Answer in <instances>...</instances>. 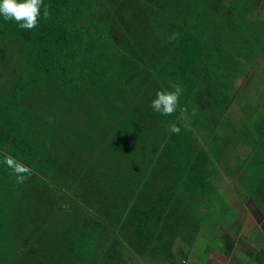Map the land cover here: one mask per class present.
<instances>
[{
    "label": "trees",
    "instance_id": "16d2710c",
    "mask_svg": "<svg viewBox=\"0 0 264 264\" xmlns=\"http://www.w3.org/2000/svg\"><path fill=\"white\" fill-rule=\"evenodd\" d=\"M256 1L43 0L32 30L0 16V264H154L217 222L210 174L256 143L230 113L264 59ZM170 83L184 91L164 116ZM4 155L32 169L23 184ZM263 164L246 170L255 198Z\"/></svg>",
    "mask_w": 264,
    "mask_h": 264
},
{
    "label": "rangeland",
    "instance_id": "374dc122",
    "mask_svg": "<svg viewBox=\"0 0 264 264\" xmlns=\"http://www.w3.org/2000/svg\"><path fill=\"white\" fill-rule=\"evenodd\" d=\"M256 8L264 15V0H257ZM95 45L96 44H94V46ZM254 64L256 65L247 67V70H256L254 81H251V83L248 82L250 83V94L248 92L246 94L241 92L236 93V104L234 106L232 105L231 113L235 114L234 116H232V118H236V121L234 122H236L235 126H237L239 130L242 129L243 132L244 130L245 132H253L256 137V143L254 145L255 147L246 146L244 150H242L236 145V141H234V145L231 144L228 147L229 161L226 163L224 162L225 165L221 164L217 166L216 171L210 174V179L213 180L214 185L218 188L217 195L220 194L222 197L219 198L218 195V205L216 206V209L213 212V219H216L217 222H215V224L213 222V224L215 225L213 227V224L211 223L204 227V229L200 233L202 239L197 244L196 250H193L195 251V259H188L185 264H208L209 260L207 258V252L209 248L215 250L221 248V243L223 242V234L220 230L222 229H227L230 233L229 235L233 238H240V235H238V231L242 230L232 228V226H234L233 216L235 215V208L232 207V205L235 203V200L231 199V197L228 196L226 190H232V194H235V197L238 201L243 200V198L246 197V188L247 183L249 181L248 174L246 172L247 166L251 168L249 164L253 163V160L264 161V129L262 131H257L256 129V127L260 126L261 122L264 121V59L260 60L257 57ZM251 77L253 78V76ZM243 83L242 81L238 83L241 84L239 86V90L241 91L245 90L242 87ZM239 97H243L242 102H239ZM250 108L251 112L249 111ZM222 130H227V127ZM204 139L206 140V135L201 136L199 142L204 141ZM248 157L250 158L246 166L245 160ZM226 164H228L229 166ZM229 169V178L226 181L224 173H226ZM230 176L236 177V180L231 181ZM214 198V195H211V199L214 200ZM229 207L231 209L229 211H226ZM238 211H241L240 207L238 208ZM204 213L211 215L209 210H206ZM231 213L233 214V216L231 215ZM239 214L240 213H238V215ZM220 225L222 226V228ZM243 232L247 233L246 231ZM249 233L250 236L245 235V239H250V241L255 245V249H257V252L254 255H247L240 254V251H238L236 255L239 257L238 264H264V245L260 240H258L260 239V236L256 232L253 233L249 231ZM177 247L179 249V252H182L184 250L185 244L179 243ZM222 257L223 255L220 256V254L218 253L214 254V263L222 264ZM176 262L182 264V261L180 257H178L177 253ZM145 263L147 262H144L142 260L139 264Z\"/></svg>",
    "mask_w": 264,
    "mask_h": 264
},
{
    "label": "flooded vegetation",
    "instance_id": "af4514ba",
    "mask_svg": "<svg viewBox=\"0 0 264 264\" xmlns=\"http://www.w3.org/2000/svg\"><path fill=\"white\" fill-rule=\"evenodd\" d=\"M229 171L230 169L226 173H224V177H226L225 178L226 181L229 178L228 176ZM230 180L231 181L236 180V177L230 176ZM226 191L228 193V196H230L231 199L235 200V203L232 205V207L235 208L234 210L235 215L233 216V218L235 216H238V218H234L233 220L234 226H232V228H236L237 230L241 229L242 231H238L239 232L238 235H240V238H233L232 236L229 235L230 233L228 232L227 229L220 230L223 234L222 235L223 242L221 243V248H219V250L209 248L208 250L209 252H207L208 253L207 258L209 260L208 264H217L214 263L213 261L214 254L216 253L220 254V256L223 255L222 264H238L239 257L236 256L238 251H240V254L254 255L257 252V249H255V245L250 241V239L249 240L245 239V235L250 236L249 231L253 233L256 232L260 236V239L258 240H260L264 245V215H263L264 186H260L258 188V195L256 196L257 198L249 195L248 190L246 188V199L244 201L242 200L238 201L235 197V194H232L233 192L232 190H226ZM216 192H218L217 187H216ZM239 207L241 211H238ZM238 213L240 214L238 215ZM231 215L233 214L231 213ZM203 229L204 227L202 228V230ZM243 231H246L247 233ZM200 233L193 242H188L184 240V237H182L184 235L180 234L171 248V252L173 253L172 259H169L168 261L161 259L159 260V261L163 260L162 261L163 263L161 264H181L176 262V253L178 254V257H180L182 264H185L188 261V259H195V251L193 250L194 249L196 250L197 244L202 239ZM179 243L185 244L184 250L182 252H179V249L177 247ZM165 254L168 255L167 252H165ZM165 254L162 252L161 256L164 257L166 256ZM142 260H137V264H139ZM143 261L147 262L145 264H152V262H148L146 260ZM159 261L155 262L154 264L158 263Z\"/></svg>",
    "mask_w": 264,
    "mask_h": 264
},
{
    "label": "clouds",
    "instance_id": "9594fccd",
    "mask_svg": "<svg viewBox=\"0 0 264 264\" xmlns=\"http://www.w3.org/2000/svg\"><path fill=\"white\" fill-rule=\"evenodd\" d=\"M41 9L44 19L50 18V9L44 5L43 0H0V16L5 21L14 20L21 29L32 30L40 20ZM177 34L169 37V42L174 41ZM171 90H161L157 92L156 98L152 101L151 107L154 111L164 116L173 115L180 107V97L183 94V88L179 84L170 83ZM181 112L187 111L186 108H180ZM195 115V110H193ZM49 117V122H52ZM172 133L179 134L181 129L175 123L169 125ZM3 163L12 170L16 176V183L23 184L26 179L32 175V169L15 160L12 156L4 155Z\"/></svg>",
    "mask_w": 264,
    "mask_h": 264
},
{
    "label": "crops",
    "instance_id": "0c3cea01",
    "mask_svg": "<svg viewBox=\"0 0 264 264\" xmlns=\"http://www.w3.org/2000/svg\"><path fill=\"white\" fill-rule=\"evenodd\" d=\"M260 60L262 59V57L261 58H259ZM263 60V59H262ZM255 73H256V70H244V72L242 73V74H240L237 78V81H236V90L235 91H233V106L236 104V102H235V100L237 99L235 96H236V93H239V92H241V93H249L250 94V90H249V86H250V83H251V81H254V78H255ZM251 76H253V78L251 77ZM252 79V80H251ZM242 81V83H243V85H242V87L245 89V90H239L240 88H239V86L241 85V84H238L239 82H241ZM248 82H250V83H248ZM237 97H238V95H237ZM242 99H243V97H239V102L241 101L242 102ZM231 110V109H230ZM231 113V112H230ZM235 114H232L231 113V116H234ZM236 119V118H235ZM262 123V125H261V131L264 129V121H262L261 122ZM243 148H245V146L243 147ZM243 148H241L242 150H244ZM246 155H248V154H246ZM245 155V156H246ZM249 158L250 157H248V158H246V160H245V162H246V166H247V164H248V162H249ZM246 170H249L248 168H246ZM244 199H246V197L244 198ZM243 199V200H244ZM242 200V201H243ZM263 215H264V213H263ZM234 218H238V216H235Z\"/></svg>",
    "mask_w": 264,
    "mask_h": 264
}]
</instances>
